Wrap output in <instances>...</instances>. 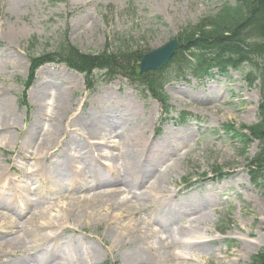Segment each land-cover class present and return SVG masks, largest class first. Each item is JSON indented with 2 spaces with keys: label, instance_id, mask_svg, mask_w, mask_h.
Segmentation results:
<instances>
[{
  "label": "rangeland",
  "instance_id": "obj_1",
  "mask_svg": "<svg viewBox=\"0 0 264 264\" xmlns=\"http://www.w3.org/2000/svg\"><path fill=\"white\" fill-rule=\"evenodd\" d=\"M226 2L234 0H20L11 4L0 0V27L12 24L19 33L13 40L11 59L0 44V88L12 103L16 123L11 128L14 142L0 138V165L5 170L14 165L30 172L44 166L41 174L47 173L46 177L29 178L26 172L8 171L10 178H1L0 201L5 206L4 210L0 208L4 213L0 215V231L6 235L0 234V242L8 249L6 242L14 236L18 244L10 246L16 248L10 252L0 247V264H136L130 257L132 221H143L155 230L150 239L153 244L159 239L162 242L163 253L159 251L154 263L147 264H176L178 259L186 264H250L251 258L264 250V185L254 184L248 171V161L259 152V142L254 140L244 148L222 129L228 123L240 128L260 120L259 83L246 80L247 66L231 69L226 76L201 79L187 71L174 72L163 87L170 110L165 115L158 98L140 93L139 81L130 75L111 76L106 69L93 70L89 75L48 57L60 34L82 52L91 53L99 52L108 41L113 40L115 47L118 39L132 37L133 48L138 44L145 54L176 38L184 25L215 14ZM31 56L37 58L36 64ZM166 69L172 72L175 65L168 64ZM39 81L49 86L45 95L50 104L42 116L43 129L49 123L54 94L66 97L69 111L62 123L64 134L59 138L63 144L68 140L81 145L97 142L83 140L79 126L66 124L69 117L109 113L110 122H115L109 126L110 142L138 138L142 146H137L139 152H135L141 162H147L156 149L165 151L164 162L155 169L173 168L165 183L168 197L163 200L157 194L151 200L160 206L163 202L166 206H184L170 216V227L160 230L152 221L153 213L135 203L122 184H96V190H83L99 178L91 174L92 169L85 168L81 157L66 161L70 164L68 170H82L78 182L71 185L51 175L47 165H56L62 149L57 148L54 155L40 162L32 159L34 145L21 149L33 115L30 92ZM75 129L78 133L73 132ZM102 152L106 156L100 157L103 168L99 173L109 177L111 167L114 171L108 179L113 180L121 173L124 161L116 159V148L102 147ZM24 156L28 160H23ZM147 186L148 179L136 193L151 195ZM112 189L119 190V201L127 200L124 206L129 209L104 204L78 213L82 209L78 196ZM69 207L74 211L68 212ZM41 212L48 216H41ZM199 216L203 219L194 221ZM9 218L16 219L20 227L10 224ZM40 223L49 226L42 228ZM195 224L201 227L199 244L191 239V226ZM114 226L118 236H107L108 227ZM173 228L187 236L176 237L179 242H174L170 238ZM43 241L44 245L39 246ZM47 244L54 249L41 253L40 247Z\"/></svg>",
  "mask_w": 264,
  "mask_h": 264
},
{
  "label": "bare ground",
  "instance_id": "obj_2",
  "mask_svg": "<svg viewBox=\"0 0 264 264\" xmlns=\"http://www.w3.org/2000/svg\"><path fill=\"white\" fill-rule=\"evenodd\" d=\"M20 0H9V3H16ZM89 1V0H85ZM79 23V20L77 19V24ZM19 36V33L16 32L15 25L4 23L0 27V41H5L4 44L0 42L2 48L6 51V53L9 55V59H11V50L13 46V40ZM49 89V86L44 83L43 81H39L36 83L35 86H33L31 92H30V98L34 106L32 113V120L29 123V126L27 130L25 131V134L23 135L22 141H21V149L26 148L27 146L34 145L35 147V155L32 157L34 162H40V161H46L49 157V155H54L57 151V148L62 149L63 154L59 156V159H57L56 165L54 162H49L47 165L50 168L51 175L55 174L56 177H61L67 181H69V184H74L77 181V178L80 176V173L82 170H75L70 171L67 168L70 166L69 163L66 161L75 160V157L80 158L81 160L85 161L86 167L89 169H92L91 174L97 175L96 177L99 178L97 182H93V185L90 187H86L83 190H96L98 184L106 183L108 186L111 185V182L116 185V183L124 185V190L126 191V194L131 195V197L135 198L137 204H142L145 208L149 209L150 212L153 213V219L152 221L155 222V225L160 228V230L170 227V216L177 213L179 209H182L184 206L182 205H171L166 204L163 202L160 206L156 201L151 200V197L154 198L160 194V196H163V199L168 196H166L165 193V183L166 180H168V174L173 171V168L171 166L165 167L164 170H158L156 171L155 166L157 164H161L164 162L166 158V153L163 149H156V151L151 155V158L147 160V162H141L139 161V158L137 156L138 148L135 149L137 146H142V143L138 138H134L135 141H127L124 139L121 142H110L108 139V135L110 134L109 126H114L115 122H110V117H112V114L104 113L102 115L97 116H71L66 121V124L68 126L76 125L79 126L81 129V133L79 135L82 136L83 140H90V139H97V142H90V143H82L81 144H74V141L68 140L67 143L63 144L61 140L59 139L60 136L64 134V129L62 126L64 116L67 113L68 116V107H67V101L66 97L62 93H56L54 96H56V99L52 103V113L49 118V123L46 129H43L42 124V116L45 115V112L49 109L48 104H50L49 99L45 95ZM51 96V95H50ZM49 96V97H50ZM29 109V108H28ZM15 112L12 107V103L9 100V97L4 93V90L0 88V138L3 140H7L8 142H14V134L11 131V128H15V118H14ZM24 120H27V118H24ZM43 129V130H42ZM77 129H75L73 132H77ZM15 132V131H14ZM72 132V133H73ZM22 134V132H21ZM38 138V139H37ZM67 138V135L64 136V139ZM121 138V139H122ZM37 139V140H36ZM159 143H163V141H159ZM134 144V145H133ZM102 147H110V148H116L118 149L119 156L116 158L119 161L123 160V166L121 167V173L115 175V179L111 180L108 179L111 174L113 173V169L109 168V177H102L99 173V170L103 168L102 165H100L102 162L100 161V157L106 156L102 152ZM92 150V151H91ZM98 153H97V152ZM74 152H77L78 154L74 155ZM101 152V153H100ZM139 152V151H138ZM93 157H92V155ZM71 158V159H70ZM23 160H28V157L24 156L22 157ZM137 160V161H136ZM101 162V163H100ZM9 170L2 169L0 165V180L1 178L5 176L6 179L10 178L8 175V171H13V174H24L26 172L25 176H28L29 178L31 175L33 178L36 177H46L45 174H41V171H43L44 166H39L37 169H33L32 171H26V169L19 168L18 166L11 165L8 167ZM117 172V171H116ZM89 174V171L87 172ZM84 173V174H87ZM118 173V172H117ZM43 175V176H42ZM90 175V174H89ZM50 177V176H49ZM114 178V177H112ZM148 179V190L149 192L152 191V194H137L136 189L138 186L144 181ZM60 181V180H59ZM58 181V182H59ZM97 184V185H96ZM64 186V185H63ZM66 186V185H65ZM63 188V187H62ZM89 193H92L90 195L85 196H78L77 200L79 202L81 211H86L85 209L95 208L96 206L102 207L104 204L108 205L111 208L120 207L121 208H127L129 209V206H124L127 202L126 201H119V190L112 189L108 192L105 191H91ZM158 194V195H157ZM130 202V201H128ZM101 204V205H100ZM131 202L129 203V205ZM5 203L0 201V208L4 210ZM133 206V203H132ZM130 206L131 208H134ZM151 207V210L150 208ZM136 209V208H134ZM68 212L74 211L72 207L67 208ZM83 213V212H81ZM0 215L4 216V213L0 211ZM41 216L45 217L48 216L45 213L41 212ZM172 219V218H171ZM203 218L201 216L197 217L194 221H201ZM9 223H13L16 225V227H20L19 223L16 219L9 218ZM110 223H113V221H110ZM49 226V225H48ZM47 224L40 223V227L44 228L47 227ZM192 232H191V239L193 240L194 244H199L200 241L198 239L200 238L199 235L201 233V227L199 224L192 225ZM24 229V227L22 228ZM114 227H108L107 229V236H118L117 230L115 231ZM118 229V228H117ZM131 229L133 233L130 235L131 240V247H130V257L136 262V264H147V263H154V255L158 254L160 255V252L163 253L161 250L162 242L161 240H157L154 244L151 242V238L153 237V230L152 228H148L147 224L144 225L143 221L141 222H133L131 224ZM180 229H171V240L174 242H179L176 237L183 238L186 237V232H180L178 231ZM4 233L6 235V232L1 230V233ZM12 232H10L11 234ZM14 233V232H13ZM115 233V235H114ZM157 233V232H156ZM3 239V238H2ZM11 239L16 238L13 236L9 240H7V247L8 249L3 245V242H0V247H4L5 252H10L11 250H15V247L10 246H17L18 242L17 240L12 243L8 244V242ZM170 244H173L170 242ZM203 244V242H201ZM44 245V241L39 244V246ZM42 250L41 253L50 252L54 249V247H51L50 244H47L43 247H40ZM160 251V252H159ZM95 252V251H94ZM40 256H44V254H40ZM184 259H178L176 261V264H186L183 261Z\"/></svg>",
  "mask_w": 264,
  "mask_h": 264
},
{
  "label": "trees",
  "instance_id": "obj_3",
  "mask_svg": "<svg viewBox=\"0 0 264 264\" xmlns=\"http://www.w3.org/2000/svg\"><path fill=\"white\" fill-rule=\"evenodd\" d=\"M179 48L168 64L175 65L172 72L165 68L139 73L135 70L144 51L133 38L114 39L118 45L112 47L113 40L99 52H82L72 45L66 35H59L49 58L62 62L80 72L91 74L96 69H106L108 75L116 73L124 77L130 75L139 81L138 90L150 93L161 102L165 114L169 113L167 98L163 92L165 82L173 73H191L196 78L209 77L217 73L222 76L230 68L247 66L246 80L258 81L261 100L258 106L260 120L250 126L234 127L224 124L222 129L230 133L243 147L258 140L259 152L248 161V171L254 184L264 185V0H234L223 3L215 14L203 17L196 23L184 25L178 32ZM123 41V42H120ZM37 60V58H36ZM35 58L31 62L36 64ZM177 74L176 77H180ZM185 75V74H183ZM251 264H264V250L251 258Z\"/></svg>",
  "mask_w": 264,
  "mask_h": 264
},
{
  "label": "water",
  "instance_id": "obj_4",
  "mask_svg": "<svg viewBox=\"0 0 264 264\" xmlns=\"http://www.w3.org/2000/svg\"><path fill=\"white\" fill-rule=\"evenodd\" d=\"M177 46V40L171 39L170 41L152 49L144 54L141 61L136 64V69L139 71H147L160 68L173 55Z\"/></svg>",
  "mask_w": 264,
  "mask_h": 264
}]
</instances>
